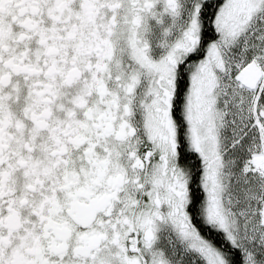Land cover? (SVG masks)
I'll list each match as a JSON object with an SVG mask.
<instances>
[{
	"label": "snow or ice",
	"instance_id": "1",
	"mask_svg": "<svg viewBox=\"0 0 264 264\" xmlns=\"http://www.w3.org/2000/svg\"><path fill=\"white\" fill-rule=\"evenodd\" d=\"M0 264H264V0H0Z\"/></svg>",
	"mask_w": 264,
	"mask_h": 264
}]
</instances>
